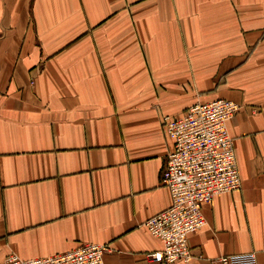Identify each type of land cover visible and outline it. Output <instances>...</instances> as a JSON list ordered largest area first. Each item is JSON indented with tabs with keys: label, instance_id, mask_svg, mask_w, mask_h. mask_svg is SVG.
<instances>
[{
	"label": "crops",
	"instance_id": "0c3cea01",
	"mask_svg": "<svg viewBox=\"0 0 264 264\" xmlns=\"http://www.w3.org/2000/svg\"><path fill=\"white\" fill-rule=\"evenodd\" d=\"M217 98L240 106V187L201 206L191 261L152 260L163 117ZM83 242L104 264H264V0H0V264Z\"/></svg>",
	"mask_w": 264,
	"mask_h": 264
},
{
	"label": "built area",
	"instance_id": "2783aa9c",
	"mask_svg": "<svg viewBox=\"0 0 264 264\" xmlns=\"http://www.w3.org/2000/svg\"><path fill=\"white\" fill-rule=\"evenodd\" d=\"M229 99L195 102L181 115L164 116L163 125L173 140L165 157L161 183L168 189L169 205L144 221V226L162 242L150 252L152 260L171 263L194 258L190 234L205 224L201 206L221 193L239 189L233 138L227 121L239 109ZM105 244L83 242L77 247L47 256L22 258L9 253L3 264H104ZM217 264H257L252 253L219 255Z\"/></svg>",
	"mask_w": 264,
	"mask_h": 264
}]
</instances>
